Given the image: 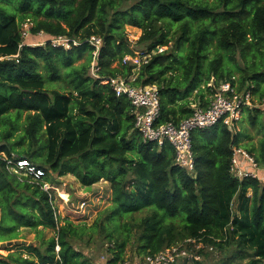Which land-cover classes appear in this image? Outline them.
I'll list each match as a JSON object with an SVG mask.
<instances>
[{"label":"trees","instance_id":"obj_1","mask_svg":"<svg viewBox=\"0 0 264 264\" xmlns=\"http://www.w3.org/2000/svg\"><path fill=\"white\" fill-rule=\"evenodd\" d=\"M24 24L49 40L25 44ZM128 26L141 31L135 45ZM58 37L70 47H54ZM91 37L102 41L95 58ZM158 47L165 50L137 71L122 64L139 48ZM131 76L134 86H157L156 125H178L191 104L208 108L214 88L233 76L263 99L264 0H0V153L25 157L47 182L71 175L84 188L106 181L111 192L91 226L76 224L58 214L54 191L0 159V249L8 252L0 264H91L81 247L95 237L107 245V264H125L127 247L137 261L175 246L199 258L177 264H201L204 249L222 255L220 264H264V178L230 172L233 147L264 167V139L258 148L241 145L243 124L236 133L222 123L196 129L189 173L167 141L142 139L130 101L104 83ZM243 113L263 126L259 109ZM21 229L36 244L8 247L23 239Z\"/></svg>","mask_w":264,"mask_h":264},{"label":"built area","instance_id":"obj_2","mask_svg":"<svg viewBox=\"0 0 264 264\" xmlns=\"http://www.w3.org/2000/svg\"><path fill=\"white\" fill-rule=\"evenodd\" d=\"M22 30V35L27 36L29 25ZM95 49L93 57L95 58L102 41L99 38L91 37L88 41ZM54 47H63L68 49L70 41L64 37H58L50 40ZM74 46L78 45L72 41ZM165 48L158 47L155 50H138L133 55H126L123 65L133 66L137 71L141 66L146 65L151 57L161 53ZM94 62L92 63L91 73L95 74ZM135 76L127 79L122 77L109 78L104 81L109 85L116 96H125L132 106L134 116V130L142 137L145 142H156L159 145L167 141L174 149L175 164L192 173L194 171V161L191 151L190 134L196 129H206L217 123H222L232 132L236 133L237 125L245 109L252 108L253 95L251 86L241 88L237 77L233 76L229 80L220 82L213 92L210 106L203 109L197 104H191L193 110L191 117L181 121L178 125L167 123L156 125L155 121L159 115V92L156 85H147L137 87L132 84ZM211 86V83L208 84ZM0 159L4 161L7 171L17 176L27 178L31 183L38 184L45 192L53 191L54 188L44 180L45 172L32 164L25 157L18 158L14 155L7 157L0 153ZM230 172L233 177L242 180L245 178L256 179L264 178V168H261L255 162V159L240 147L232 148V158ZM61 196V195H60ZM62 197V196H61ZM67 200V198H66ZM84 204V203H83ZM58 251V247H56ZM180 259L198 260L180 246L170 247L162 250L156 255L146 256L138 259L134 263L126 262L125 264H177Z\"/></svg>","mask_w":264,"mask_h":264},{"label":"rangeland","instance_id":"obj_3","mask_svg":"<svg viewBox=\"0 0 264 264\" xmlns=\"http://www.w3.org/2000/svg\"><path fill=\"white\" fill-rule=\"evenodd\" d=\"M26 26L22 27L24 30ZM126 33L128 35L129 41L135 45V42L141 35V31L134 27H126ZM49 39L41 34L23 36V41L28 45H43ZM139 50H144L139 48ZM253 107L261 111L260 122L262 127L256 125L255 127L250 126L246 123V114L243 113L242 117L237 125V131L242 130L241 126L243 124L245 131L247 132V137L242 139L241 145H247L248 147H259V143L264 139V98H259V96L253 95ZM25 118V114L22 116V121ZM242 149H245L242 147ZM264 168V167H261ZM49 184L54 188L56 193V205L58 208V214L62 218H69L74 223H85L91 226L99 213L111 205V192L108 182L104 183L100 181L99 183L93 185L90 188L82 187L78 181L71 175L59 177L57 174H51L48 178ZM61 193V197L59 194ZM68 195V197H67ZM67 198V200H66ZM84 203V204H83ZM236 200L230 203V208L235 212ZM148 212H143L136 215L137 219L145 217ZM22 230V229H21ZM20 230V237L23 239L13 240L12 245H16L24 241L26 244L32 243L36 244L34 239V233L30 230ZM51 233L46 232V237H50ZM106 244L102 242L100 238L95 237L94 241L89 245H83L81 247L84 254H86L91 264H107L109 259V254L106 252ZM10 247V246H8ZM7 251L0 249V256H6ZM203 261L201 264H220L222 260V255H219L216 251H210L204 249ZM126 262H133L136 260L134 250L131 247H127Z\"/></svg>","mask_w":264,"mask_h":264},{"label":"water","instance_id":"obj_4","mask_svg":"<svg viewBox=\"0 0 264 264\" xmlns=\"http://www.w3.org/2000/svg\"><path fill=\"white\" fill-rule=\"evenodd\" d=\"M21 243H22V244H25L24 241H21ZM6 245H7V246H12V242H8V243H6Z\"/></svg>","mask_w":264,"mask_h":264},{"label":"crops","instance_id":"obj_5","mask_svg":"<svg viewBox=\"0 0 264 264\" xmlns=\"http://www.w3.org/2000/svg\"><path fill=\"white\" fill-rule=\"evenodd\" d=\"M67 176V175H66ZM102 182H104V183H106V181H102ZM59 195H61V193L59 194ZM63 197V196H62ZM67 197H68V195H67ZM0 215H1V212H0ZM22 230H26V229H22ZM21 230V231H22Z\"/></svg>","mask_w":264,"mask_h":264}]
</instances>
